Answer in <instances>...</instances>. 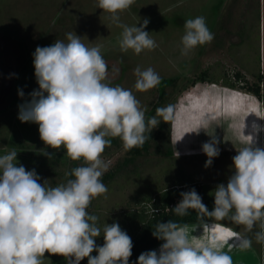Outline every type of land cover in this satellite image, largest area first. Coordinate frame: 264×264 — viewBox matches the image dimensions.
<instances>
[{"label": "rangeland", "instance_id": "1", "mask_svg": "<svg viewBox=\"0 0 264 264\" xmlns=\"http://www.w3.org/2000/svg\"><path fill=\"white\" fill-rule=\"evenodd\" d=\"M110 16L98 8V0H0V156L19 149L16 166L35 169L40 182L49 180L53 187L74 179L65 173L84 166L82 159L69 158L63 147L56 150L42 144L38 124L18 119L19 106L31 99L33 90H39L33 63L35 49L50 46L57 39L66 41L69 32L89 47L102 46L112 86L133 92L145 111L146 123L154 116L160 124L165 123L162 132L160 124L145 132H153L154 139L148 151L131 162L127 161L128 148L122 140L105 148L102 159L108 165L106 172L121 171L113 183L106 185V195L94 198L88 207L89 214L98 216L101 229L105 223H120L124 212L139 208L138 202L175 183L197 182L209 192L221 183L226 186L234 174L232 158L247 145L248 136L254 138L255 146L264 148V0H135L119 13L120 22L139 27L147 18L145 31L157 44L155 49L140 54L131 49L121 51L118 41L122 28ZM198 16L206 18L214 39L183 55L184 23ZM137 67H151L161 79H178L176 86L166 88V97L158 107L173 106L169 121L157 116L158 108L154 111L159 100L157 86L145 92L135 89ZM206 69L219 74L224 82L226 78L237 85L232 88L223 81L194 85V79ZM236 73L243 75L247 86L258 83L260 74L261 97L243 87L244 81H236ZM213 138L220 154L206 167L208 157L202 145ZM45 152L54 158L45 155V162L41 156ZM59 156L68 159L63 163ZM40 165L46 166L44 173ZM215 221L188 225L189 238L198 243L216 237L222 243L219 238L228 230L239 232L251 239L252 247H232L229 251L224 245L222 250L232 256L233 264H264V243L255 238L261 230L259 223L247 231L230 218ZM95 240L97 246H103V231ZM162 243L153 250L158 253ZM52 258L45 253L43 264H51ZM247 258L250 260L243 262ZM84 263L81 260L80 264Z\"/></svg>", "mask_w": 264, "mask_h": 264}, {"label": "clouds", "instance_id": "2", "mask_svg": "<svg viewBox=\"0 0 264 264\" xmlns=\"http://www.w3.org/2000/svg\"><path fill=\"white\" fill-rule=\"evenodd\" d=\"M134 2L98 0V8L110 13L111 21L122 28L118 41L121 51L131 49L140 54L145 49H155L157 44L145 31L147 18L139 27L120 22L119 13ZM184 29L183 55L214 39L203 16L186 20ZM101 47H89L69 32L66 41L57 39L50 46H37L33 53L39 90H33L31 99L19 106L18 119L38 124L46 146L56 150L63 147L69 158L82 159L84 166L65 173L74 179L53 187L49 180L41 183L35 169L16 166L15 149L0 156V264H43L45 253L61 255L68 264H80L85 257L88 264H129L133 248L130 236L117 222L105 223L101 229L98 216L90 215L87 208L94 198L108 191L101 179L108 168L102 159L105 148L111 145L108 138L119 137L125 148L141 146L147 139L145 132L152 131L160 121L154 116L146 123L145 111L133 92L112 86ZM134 73L135 89L139 92L148 91L161 81L151 67H137ZM19 95L23 97L24 93ZM173 112L172 105L156 110L165 122L172 119ZM253 127L259 130L256 125ZM248 137L247 145L232 158L234 174L226 186L217 185L213 193V210H208L195 189L181 192L182 199L172 210L181 217L191 209L200 219L230 218L247 231L259 223L261 230L255 238L264 243V148L255 146L254 138ZM216 145L215 138L202 145L208 157L206 167L220 154ZM44 155L49 159L53 156L47 152ZM101 231L104 244L97 246L95 238L101 236ZM152 234L164 243L158 253H141L137 264H233L232 256L222 250L224 245L229 251L232 247H252L251 239L231 230L219 238L222 243L216 237L210 242L194 243L189 238L188 225L172 220L158 222ZM94 251L98 255L92 256Z\"/></svg>", "mask_w": 264, "mask_h": 264}, {"label": "trees", "instance_id": "3", "mask_svg": "<svg viewBox=\"0 0 264 264\" xmlns=\"http://www.w3.org/2000/svg\"><path fill=\"white\" fill-rule=\"evenodd\" d=\"M258 83L253 84L252 86H247L245 78L242 74L236 73V81H244L245 86L249 92L257 97H261V82L263 77L258 74ZM225 82L222 80L219 74H213L209 69L202 71L195 79L193 84L197 82L208 83V84H218L223 81V84L234 88L237 84L231 82L225 78ZM178 79H161L160 83L157 85V91L159 93V100L154 106V111L160 105V102L166 97V88L174 87L177 84ZM23 123V122H22ZM19 122L20 126L23 127V124ZM160 131H163L165 123L162 122L160 125ZM147 137L145 143L141 146H136L128 148L129 159L128 162H131L136 157L140 156L143 152L148 151L151 142L154 139V133L148 132L145 135ZM111 146L117 144L121 139L119 137H110ZM44 144V142H41ZM21 145V144H19ZM12 146V145H11ZM108 148V147H106ZM19 151V149H16ZM21 151V149H20ZM41 156L45 159L44 153ZM22 158V157H21ZM48 158V157H47ZM46 158V159H47ZM54 158V156H52ZM18 159V156L16 157ZM46 159L44 160L46 162ZM58 159L63 160V163L67 161L68 157L59 156ZM67 163V162H66ZM42 170L41 173H44L45 165L39 166ZM49 171V169H47ZM121 169L116 171L106 172L102 176V182L105 185L113 183L117 176L119 175ZM40 176V175H39ZM192 189H195L196 192L202 197V202L207 206L208 210L211 211L214 208V192H209L204 185H200L197 182H191L188 185L186 184H173L170 187L160 190L154 196L147 197L143 202H138L139 208L130 209L126 211L125 215L123 214L120 220V227L125 231L131 238L133 242L132 255L129 258V264H137L138 257L141 253L146 251H151L154 249L162 240L157 239L153 236V231H155V226L158 222H167L168 220L175 221L181 225H196L207 221H215V218L204 217L203 219L198 218V213L195 210H189L188 215L186 216H177L172 210L182 199L180 193L187 192ZM216 189V188H215ZM153 208L157 211L153 212ZM88 211V208H87ZM92 215V213L90 214ZM92 256L98 255L97 252L91 253ZM84 264H88V258H84ZM51 264H68L67 260L61 255H53Z\"/></svg>", "mask_w": 264, "mask_h": 264}, {"label": "crops", "instance_id": "4", "mask_svg": "<svg viewBox=\"0 0 264 264\" xmlns=\"http://www.w3.org/2000/svg\"><path fill=\"white\" fill-rule=\"evenodd\" d=\"M214 222H217V221H214ZM196 225H199V224H196ZM161 242H162V241H161ZM161 242H160V243H161ZM160 243H159V244H160ZM159 244H158L156 247H158V246H159ZM156 247H155V248H156ZM155 248H154V249H155ZM152 250H153V249H152ZM248 260H250V259H249V258H247V260H245V259H244V261H243V259H242V261H243V262H248ZM242 261H241L240 263H242Z\"/></svg>", "mask_w": 264, "mask_h": 264}]
</instances>
